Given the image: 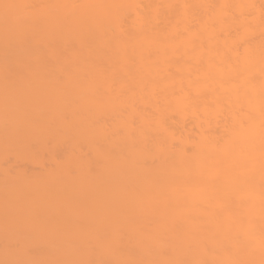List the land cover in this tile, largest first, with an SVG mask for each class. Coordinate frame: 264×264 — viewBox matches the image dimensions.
I'll return each mask as SVG.
<instances>
[{
	"label": "bare ground",
	"instance_id": "1",
	"mask_svg": "<svg viewBox=\"0 0 264 264\" xmlns=\"http://www.w3.org/2000/svg\"><path fill=\"white\" fill-rule=\"evenodd\" d=\"M232 7L0 0V264H264V5Z\"/></svg>",
	"mask_w": 264,
	"mask_h": 264
},
{
	"label": "clouds",
	"instance_id": "2",
	"mask_svg": "<svg viewBox=\"0 0 264 264\" xmlns=\"http://www.w3.org/2000/svg\"><path fill=\"white\" fill-rule=\"evenodd\" d=\"M261 5H264V0H259ZM256 0H221V9H223L226 5H232V10L237 13H244V12H252L255 15L249 17L250 20L254 21L257 15H261V10L255 7ZM221 9L217 10L218 16H226L228 12L222 11ZM245 33L251 31L249 28H245ZM261 31L264 32V27L261 28ZM264 43V41H262ZM219 71V70H218ZM260 91L264 92V73H261V81H260ZM254 91V90H253ZM261 123L264 124V113L261 114Z\"/></svg>",
	"mask_w": 264,
	"mask_h": 264
},
{
	"label": "rangeland",
	"instance_id": "3",
	"mask_svg": "<svg viewBox=\"0 0 264 264\" xmlns=\"http://www.w3.org/2000/svg\"><path fill=\"white\" fill-rule=\"evenodd\" d=\"M8 264H23V262L22 261H19V260L10 259L8 261Z\"/></svg>",
	"mask_w": 264,
	"mask_h": 264
}]
</instances>
